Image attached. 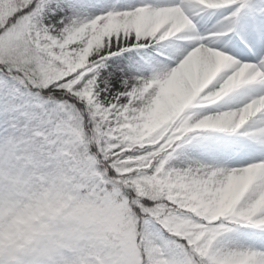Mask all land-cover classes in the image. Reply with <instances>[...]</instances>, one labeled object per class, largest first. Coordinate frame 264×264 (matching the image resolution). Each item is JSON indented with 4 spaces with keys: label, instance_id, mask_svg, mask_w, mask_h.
Listing matches in <instances>:
<instances>
[{
    "label": "snow or ice",
    "instance_id": "6c2138e0",
    "mask_svg": "<svg viewBox=\"0 0 264 264\" xmlns=\"http://www.w3.org/2000/svg\"><path fill=\"white\" fill-rule=\"evenodd\" d=\"M0 264H264V0H0Z\"/></svg>",
    "mask_w": 264,
    "mask_h": 264
},
{
    "label": "clouds",
    "instance_id": "9594fccd",
    "mask_svg": "<svg viewBox=\"0 0 264 264\" xmlns=\"http://www.w3.org/2000/svg\"><path fill=\"white\" fill-rule=\"evenodd\" d=\"M37 135H42V134L38 133ZM76 139L79 140L80 139L79 136H77ZM35 143H37V145H38L39 141H35ZM64 143L65 144H68V147L67 148H64V149H61V151L75 152V151L78 150L79 145H77L76 143L69 144L68 141H65Z\"/></svg>",
    "mask_w": 264,
    "mask_h": 264
}]
</instances>
